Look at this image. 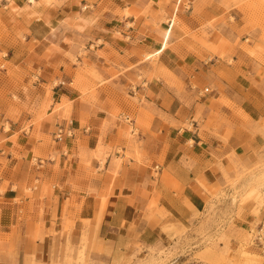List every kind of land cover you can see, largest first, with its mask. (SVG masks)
Returning <instances> with one entry per match:
<instances>
[{"label": "crops", "instance_id": "1", "mask_svg": "<svg viewBox=\"0 0 264 264\" xmlns=\"http://www.w3.org/2000/svg\"><path fill=\"white\" fill-rule=\"evenodd\" d=\"M247 4L13 0L0 264H60L83 236L126 257L206 219L230 230L220 249L264 264V193L223 206L261 148L264 94L243 82L261 91L264 40Z\"/></svg>", "mask_w": 264, "mask_h": 264}, {"label": "rangeland", "instance_id": "2", "mask_svg": "<svg viewBox=\"0 0 264 264\" xmlns=\"http://www.w3.org/2000/svg\"><path fill=\"white\" fill-rule=\"evenodd\" d=\"M12 2L13 0H0V71L8 70L10 64L7 60L10 53L9 46L5 38L7 27L12 25ZM244 2L249 3L246 6L248 13L262 31L260 40H264V0H244ZM246 44L247 42L245 46ZM228 60L231 62V58ZM260 60L263 59L260 58ZM251 82L245 80L243 88L251 87L249 91L252 92L255 89L264 94V85L259 91L254 87L257 82L254 80ZM239 87L236 86L238 89ZM256 124V131L261 136V148L258 150L257 162L253 168H243V171L239 172L235 180L231 182V192H225L223 197L225 208L229 206L233 208L237 200L240 204L251 197L258 200L264 193V113L258 118ZM207 223H209L208 219L202 220L195 229L178 231L180 236L178 235L165 244L159 242L146 249L138 247L126 257L113 255L111 248L102 241L83 236L77 244L67 250L65 259L60 264H259L263 260L257 254H249L247 248L243 247L244 244L235 253L229 254L226 250L220 249L218 242L227 240L230 230L226 232L227 229L224 226L221 227L217 221L215 222L217 227L210 229ZM166 230L170 231L168 228ZM255 235L256 233L246 235L245 242L247 243L246 240L255 241ZM257 235L264 237V230L258 232Z\"/></svg>", "mask_w": 264, "mask_h": 264}, {"label": "built area", "instance_id": "3", "mask_svg": "<svg viewBox=\"0 0 264 264\" xmlns=\"http://www.w3.org/2000/svg\"><path fill=\"white\" fill-rule=\"evenodd\" d=\"M54 138L56 139V140H61V139H63L64 137H70V136H72V130H71V128H66V129H63L62 127H59V128H57V130L54 132ZM261 235H259L258 237H257V239H261Z\"/></svg>", "mask_w": 264, "mask_h": 264}, {"label": "bare ground", "instance_id": "4", "mask_svg": "<svg viewBox=\"0 0 264 264\" xmlns=\"http://www.w3.org/2000/svg\"><path fill=\"white\" fill-rule=\"evenodd\" d=\"M28 2H34V0H27ZM248 254V253H247ZM250 254V253H249ZM254 255V254H253ZM256 256V255H255ZM251 258V257H250ZM247 260V259H246ZM248 264V263H246ZM260 264V263H259Z\"/></svg>", "mask_w": 264, "mask_h": 264}]
</instances>
